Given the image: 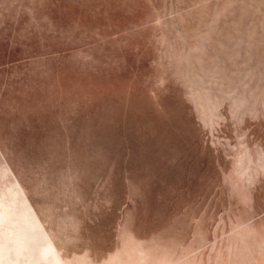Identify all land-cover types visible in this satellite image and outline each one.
I'll list each match as a JSON object with an SVG mask.
<instances>
[{"label":"rangeland","instance_id":"rangeland-1","mask_svg":"<svg viewBox=\"0 0 264 264\" xmlns=\"http://www.w3.org/2000/svg\"><path fill=\"white\" fill-rule=\"evenodd\" d=\"M0 264H264V0H0Z\"/></svg>","mask_w":264,"mask_h":264},{"label":"water","instance_id":"water-1","mask_svg":"<svg viewBox=\"0 0 264 264\" xmlns=\"http://www.w3.org/2000/svg\"><path fill=\"white\" fill-rule=\"evenodd\" d=\"M24 183H26L25 180H24Z\"/></svg>","mask_w":264,"mask_h":264}]
</instances>
